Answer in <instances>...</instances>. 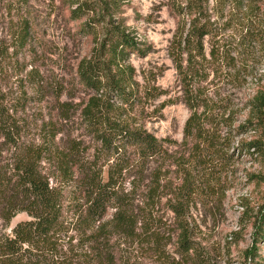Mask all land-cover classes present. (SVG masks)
<instances>
[{"label": "trees", "instance_id": "trees-1", "mask_svg": "<svg viewBox=\"0 0 264 264\" xmlns=\"http://www.w3.org/2000/svg\"><path fill=\"white\" fill-rule=\"evenodd\" d=\"M108 1L111 10L120 3ZM168 4L177 21L167 54L189 112L173 152L168 139L129 116L166 90L135 80L127 58L144 51L143 44L109 18L94 53L78 62L73 85L85 95L77 124L92 146L71 135L56 139L60 122H48L38 138L25 140L0 87V264H134L131 254L142 245L167 259V213L176 252L204 262L193 253L189 208L218 200L243 155L264 157V86L254 77L255 57L245 52L255 43L264 50V0ZM27 35L22 28L18 47ZM248 77L257 86L254 94L234 101L232 89ZM57 106L65 115L72 108L58 100ZM246 201L240 199L243 213L255 218L262 239L264 201L256 213H247ZM20 214L25 218L12 224Z\"/></svg>", "mask_w": 264, "mask_h": 264}, {"label": "rangeland", "instance_id": "rangeland-1", "mask_svg": "<svg viewBox=\"0 0 264 264\" xmlns=\"http://www.w3.org/2000/svg\"><path fill=\"white\" fill-rule=\"evenodd\" d=\"M119 2L117 9L111 10L105 8L110 6L108 0H0V87L22 125L25 140L38 138L42 126L48 122H60L56 139L71 135L82 139L86 146L93 145L78 127L77 104H81L85 95L73 85L78 62L94 53L96 39L103 37L102 28L110 19L143 44L144 51L131 52L127 58L135 69V80L140 85L166 90L156 100L144 101L131 109L130 118L157 138L168 139L171 152L177 148L189 114L180 99L175 70L167 54L177 18L168 0ZM80 6L83 11H78ZM22 28H26L28 35L18 47ZM257 44L248 46L245 52L255 57L254 77L264 86V50H259ZM237 50L244 52L243 47L237 46ZM38 82L42 84L41 91L36 90ZM256 87L254 78L248 77L242 87L232 89L233 100L245 102ZM57 100L71 104L66 115L57 111ZM60 115L68 118L62 119ZM241 158L233 179L221 187L223 195L218 200L210 198L207 203L195 201L186 216L193 229L191 239L197 252L193 253L204 261L202 264H255L254 257L264 263V237L260 239L253 224L255 218L246 217L240 203L241 198H246L247 213H256L264 201V157ZM24 218L20 214L12 224ZM163 220L170 226V233L164 234L170 237L164 249L167 259L157 258L142 245L131 254V262L199 264L176 252L172 214L167 213Z\"/></svg>", "mask_w": 264, "mask_h": 264}]
</instances>
